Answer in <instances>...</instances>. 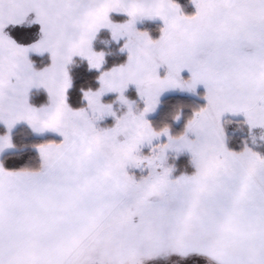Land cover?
Masks as SVG:
<instances>
[{
    "label": "snow or ice",
    "instance_id": "snow-or-ice-1",
    "mask_svg": "<svg viewBox=\"0 0 264 264\" xmlns=\"http://www.w3.org/2000/svg\"><path fill=\"white\" fill-rule=\"evenodd\" d=\"M190 3L0 0V156L19 125L60 138L31 146L36 166L0 161V264H264V0ZM155 21L154 39L138 24ZM77 62L97 75L73 107ZM200 85L182 132L153 126L161 95Z\"/></svg>",
    "mask_w": 264,
    "mask_h": 264
},
{
    "label": "rangeland",
    "instance_id": "rangeland-1",
    "mask_svg": "<svg viewBox=\"0 0 264 264\" xmlns=\"http://www.w3.org/2000/svg\"><path fill=\"white\" fill-rule=\"evenodd\" d=\"M189 4L193 9V12L190 13V15H192L195 13V8L190 3V0H189ZM183 9H184V7H183ZM184 12H185V9H184ZM113 17L123 18L124 20L126 19V17L119 16V15H113ZM120 22H122V21H120ZM154 26H156V27H154ZM34 27H36L35 31L39 30L38 25H36ZM138 27L141 30L149 31L150 34L152 35V37L155 39V38H158V36H159L158 29H159V27H162V24L159 21L144 22L142 24H138ZM154 29H157L156 33H155ZM103 33L104 32H102L96 40L97 50H102L103 52H105L107 54L108 60L111 58H116V59L120 58V53L118 51L117 45L111 42L109 35H108L107 39L102 38L101 35ZM41 63H43V65H46L47 63H49V61L47 60V58H43V61H41ZM82 64H84V63L77 62L76 64H74L72 66V68H71L72 76H73V70L76 68H79L80 66H82ZM43 65L40 64L39 62L37 63V67H41ZM85 66H87V65L85 64ZM163 74H164V72H163V70H161V75H163ZM181 75L184 79H188L190 76V74L187 71L182 72ZM73 81H74V79H73ZM134 91H135L134 88H132V87L129 88V94L130 95L132 93H134ZM204 95H205V89L202 85L197 87L195 93L182 92L180 90H170L168 92H165L160 97V102H159L158 108L156 109V111L154 113H152L148 116V119L153 123L154 127L161 128L160 123L158 124L157 118L159 117L160 111H162L166 108L165 110H167V111L165 112V114L167 115V117L163 120V116H162L163 121H161V123L164 124V126L170 125L172 133L174 135L179 134L180 132L183 131L186 120H187V118H189L192 115L193 110L197 109L198 107L204 106V104L206 103V101L202 98ZM108 98L114 99L113 96H106L104 99L106 100ZM168 100H170L171 103L169 102L167 104V107H166L164 105V102L168 101ZM109 103H111V102H109ZM178 114L181 115V119L179 121H176L174 118ZM106 123L110 125L112 123V121L108 120V121H106ZM22 127L26 128L33 136L38 137V138L52 137V138H55L58 140L60 139L59 137H55L51 134H46L43 136L35 135L31 131V129L28 128L26 125L17 126L13 132V137L16 134V132L18 131V129H20ZM225 127L228 130L230 138L232 139L230 144H229V147L235 148L238 150L239 146H240V139L245 135L244 131L242 129H240L235 123L226 124ZM256 135H257V143L264 144V140L260 139L261 136H264V133H257ZM259 150L264 152V147L260 148ZM17 151L18 150L16 148L15 151H10V152L4 153L2 156H0V161H2V159L4 158L5 155L10 154V153H15ZM184 157L187 158L188 162H189L190 157L188 155H184V156H181L179 160L175 161L176 166H177V162L180 161L181 159H183ZM161 264H169V261L166 259V260L162 261ZM171 264H186V262L185 261H179V262L172 261ZM200 264H204V262L200 261Z\"/></svg>",
    "mask_w": 264,
    "mask_h": 264
},
{
    "label": "trees",
    "instance_id": "trees-1",
    "mask_svg": "<svg viewBox=\"0 0 264 264\" xmlns=\"http://www.w3.org/2000/svg\"><path fill=\"white\" fill-rule=\"evenodd\" d=\"M179 3L184 7L185 14L190 15V13L193 12V9L189 4V0H179ZM113 19L115 21H118V22L124 20L123 18H118V17H113ZM154 27H156V26H154ZM33 30L35 31L36 27H34ZM154 30L156 33L157 29H154ZM101 37L107 39L108 34L103 33L101 35ZM124 59H126V57H123V56L118 58V59L111 58L108 60L107 66L111 67L113 63H118V62L122 63L124 61ZM96 75L97 74L94 72L90 73L88 71L87 66H85V64H82V66L73 70L74 86H73L72 90L70 91V97L72 98L70 100V103H72L73 107L81 106L78 103L81 88H88L90 86H92V87L96 86L95 82H94ZM130 98L134 99L135 93H132L130 95ZM33 99L35 100L36 103H40L45 99V97L43 94L39 97V94L36 93V94H34ZM105 101L106 102H112V99L108 98ZM169 102L171 103L170 100L165 101L164 105L167 107V104ZM165 109L160 111L159 117L157 118L158 124L160 123L161 127L164 126V124H162L161 121H163L167 117V115L165 114V112L167 110H165ZM162 116H163V120H162ZM0 131H3V129L0 128ZM52 139H55V138H52V137H45V138L35 137L26 128H23V127L18 129V131L14 135V142L16 144V148L18 151L15 153L7 154L4 156L2 161L4 163L5 168L12 170V169L23 168V167L29 166V165L30 166L38 165V163H39L38 153L35 150V148H33L31 146L36 145V144H40V143H43L47 140H52ZM56 140H58V139H56ZM187 166H188V159L185 157L177 162L178 169L183 170ZM187 170L189 172L192 171V169L190 167H188Z\"/></svg>",
    "mask_w": 264,
    "mask_h": 264
}]
</instances>
